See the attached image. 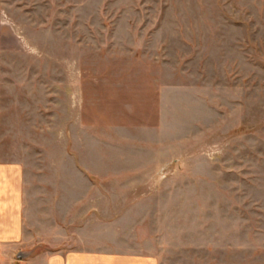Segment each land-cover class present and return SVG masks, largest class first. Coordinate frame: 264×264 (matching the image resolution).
<instances>
[{
  "label": "rangeland",
  "instance_id": "374dc122",
  "mask_svg": "<svg viewBox=\"0 0 264 264\" xmlns=\"http://www.w3.org/2000/svg\"><path fill=\"white\" fill-rule=\"evenodd\" d=\"M0 52L9 156L49 199L92 180L80 225L97 205L160 264H264V0H0Z\"/></svg>",
  "mask_w": 264,
  "mask_h": 264
},
{
  "label": "crops",
  "instance_id": "0c3cea01",
  "mask_svg": "<svg viewBox=\"0 0 264 264\" xmlns=\"http://www.w3.org/2000/svg\"><path fill=\"white\" fill-rule=\"evenodd\" d=\"M2 63L0 52V264H160L161 243L157 237L139 227L121 223L112 226L108 211H96L100 206L95 205V210L89 209L86 214L91 219L100 212L102 217L87 225L79 224V209L91 200L95 191L92 180H87V184H81L78 179L70 183L68 180L67 184L56 180L51 183L55 195L49 199L47 181L38 178L41 167L32 179L27 163L10 158L9 150L21 153L28 146L19 142L26 139L25 130H11L10 125L14 127L15 121L9 123L4 112L5 91L15 94L13 89L17 84L3 88ZM21 91L25 96L24 90ZM21 112V120L26 121L23 105ZM57 137H63V123L58 127ZM64 187L72 189L71 198L66 200V212L63 211ZM109 198L100 197V201Z\"/></svg>",
  "mask_w": 264,
  "mask_h": 264
}]
</instances>
